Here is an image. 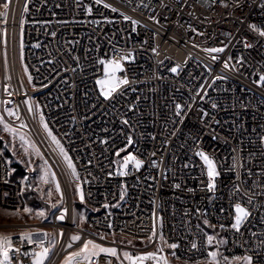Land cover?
Masks as SVG:
<instances>
[{
  "label": "built area",
  "instance_id": "2783aa9c",
  "mask_svg": "<svg viewBox=\"0 0 264 264\" xmlns=\"http://www.w3.org/2000/svg\"><path fill=\"white\" fill-rule=\"evenodd\" d=\"M6 2L9 8H0L7 12L0 19L6 98L39 141L63 193L48 218L35 223V232L55 240L45 264H63L86 240L120 254V259L100 254L92 264H121L123 251L136 255L158 248L176 263H202L210 251L206 234L213 229L204 225L205 218L227 241L224 256L248 255L253 264H264V86L257 83L264 75V36L250 28L255 24L264 30V0H82L79 6L76 0ZM20 32L28 87L19 64ZM211 47L225 50L204 51ZM102 59L119 61L123 71L117 78L129 80L107 100L96 83L103 75ZM33 103L75 165L84 226L73 221L66 176L37 126ZM120 149L126 150L117 156ZM199 151L214 159L220 173L214 192L206 190L207 168ZM129 153L142 161L139 169L132 162L126 169L121 166ZM234 163L238 167L232 169ZM10 172L0 155V209L17 213L25 200L22 183L12 180ZM234 185L241 191H234ZM245 192L257 193L251 204ZM238 202L251 213L240 233L227 227ZM64 209V220H58ZM10 226L0 224L1 229ZM73 235L81 240L67 248ZM21 236H8L21 252L47 244L44 235L31 244ZM122 238L139 244H125ZM173 243L178 247L168 246ZM17 259L32 264L30 256L14 257L12 264Z\"/></svg>",
  "mask_w": 264,
  "mask_h": 264
},
{
  "label": "snow or ice",
  "instance_id": "6c2138e0",
  "mask_svg": "<svg viewBox=\"0 0 264 264\" xmlns=\"http://www.w3.org/2000/svg\"><path fill=\"white\" fill-rule=\"evenodd\" d=\"M77 5L79 6L82 2V0H76ZM96 4L102 3V0H95ZM104 7H110L108 4H104ZM3 8L7 10L9 8V3L4 2ZM113 11H116V9H112ZM25 11H27V7H25ZM86 11L88 13H91L92 8L90 6L86 7ZM7 12H0V17H6ZM124 19H130L129 17L125 16ZM21 23L23 24L24 21L22 20ZM133 23H136L133 21ZM250 28H252L254 31H257L260 36H264V30H260L255 24L250 25ZM195 31V30H194ZM4 35L6 36L7 33L5 32ZM52 36H55L56 33H51ZM39 45H37L38 47ZM226 47V46H225ZM225 47H211V48H205L204 51L212 54V53H221L225 50ZM245 47H251L249 44H245ZM127 59V57L122 56L121 60ZM212 60H216V56H211ZM231 59V58H229ZM99 63L101 65H104V79H97L96 83L100 86V94L104 97V99H110L112 97V94L117 91L120 85H127L129 83V80L125 76L124 78H117L116 73L118 71H123L121 67V63L116 60H100ZM224 67L228 69L230 67L229 62L225 61ZM171 71L176 72L177 68L171 69ZM225 77L217 76L216 79H224ZM31 80V77L29 78ZM257 83L261 86H264V75H261L259 77V80ZM25 103H28L25 101ZM213 107H216L215 104L212 105ZM7 115L9 117H14L15 119L19 120V113L18 111H15L13 109H6ZM29 111H32V108L29 107ZM181 114V105H176V115L179 116ZM204 115H207V113H204ZM41 122L43 124V127L47 133V135L50 137L52 143L56 146V148L59 150L60 155L62 156L64 162L66 163L67 168L71 171V175L79 179L77 170L75 168V165L73 164L71 158L68 156L67 151L63 147V145L60 143V141L54 136L51 132V130L48 128L47 123H44L43 116H41ZM124 124H127L128 121H123ZM0 125H3V129L5 132L10 133L13 137V140L16 138L20 141V147L23 149L26 156L35 155L40 158L42 161V164H40L38 167L40 169V176L39 180L41 184H54L55 185V191L57 193H60L61 195V201L63 199V193L61 192L60 184L56 179L55 172L52 171L51 165L49 164L48 160H46L42 153L40 152V149L36 146L34 142L30 140V138L19 131V129H23L26 127V125L21 122L18 128L12 127L8 122L5 121L4 116L0 115ZM216 138V137H214ZM106 143V141H103ZM127 144L131 145L132 140L131 137L127 139ZM126 149H120L117 151L116 155L119 156L120 151H125ZM154 155V154H153ZM197 155L203 160L204 165L207 168V184H206V190L209 192H214L216 188L215 180L220 175L219 171L217 170L216 163L213 158L209 157L205 152L199 151L197 152ZM235 159V158H234ZM132 162L134 163L135 168L139 169L142 165V161L136 159L135 156H133L131 153H129L127 156L123 157L122 160V167L127 168L128 164ZM29 164H31V160L28 161ZM91 163V162H89ZM119 163V162H118ZM155 165V162H153ZM237 164L232 165V169L237 168ZM230 169V170H232ZM33 171H36L34 168ZM112 173H109L111 175ZM116 174L119 175H127V172L124 171H117ZM249 174H251L249 172ZM239 178V176H237ZM28 177H23V180H27ZM176 188H180V184L175 185ZM77 192L80 194L81 201L84 200L83 192L80 189V185L77 184ZM189 191H192V189H189ZM234 191L240 192V188L238 186L234 185ZM46 195L48 197H51L52 191L49 190ZM245 196H247V203L251 204L253 202V198L257 193H252L249 195L247 192L244 193ZM124 198V192L122 191L120 194V199L122 200ZM57 205L53 204L52 207L55 208ZM105 208L108 207V205H104ZM233 213H230L233 216V222L227 226L230 229L234 230L237 233H240L241 227L245 224L246 221H248L251 213L250 211L242 206L241 203H235L233 205ZM25 212L31 211L28 208L24 209ZM221 212L224 211V209L220 210ZM67 212V209H64L60 216L57 217L58 220H64L65 214ZM38 217L45 218L44 212H38ZM204 225L213 227L209 224V220L205 218L203 220ZM111 227V225H109ZM226 226L221 224L220 228L223 230ZM242 234V233H241ZM47 240V244L44 242H41L39 245L36 246L35 249H32L30 251L21 252L19 249H15L12 246V240L11 237L8 236H0V264H12V260L14 257L19 256H25V257H31L32 258V264H45V261L47 260L52 247L55 244L54 238L49 233H43ZM63 235L62 233L60 234ZM155 231H153L152 236L149 237V241L155 237ZM218 234H206V241L207 245L209 246L210 251L207 252L206 258L208 264H236V262L242 261L243 264H253V257L245 255L243 257L240 256H233L232 258H229L227 256L222 255V253L219 251V248L221 245L225 244L227 241L223 238H217ZM101 239H104V236L101 235ZM161 240H163V236L160 237ZM81 237L79 235H73L70 237V242L67 244V248H71L73 243L80 241ZM21 241H26L27 243L31 244V234L25 233L21 236ZM170 248L175 249L178 247L176 244H170L168 245ZM192 248L196 249L197 245L195 242L192 244ZM163 252L162 248H158L155 252H148L145 254H136L133 255L127 251H124L122 253L123 260H121V264H124V261H127V264H145L146 261H154L155 264H168V260L163 255H160V253ZM100 254H105L107 256L116 257L117 259H120V254L118 253L116 248H109V247H103L100 244L95 243L93 240H86L82 244V246L79 248L78 251L70 252L65 257V260L63 261V264H92L93 258L99 257ZM17 264H22V261L17 259ZM110 264V262H109Z\"/></svg>",
  "mask_w": 264,
  "mask_h": 264
},
{
  "label": "rangeland",
  "instance_id": "374dc122",
  "mask_svg": "<svg viewBox=\"0 0 264 264\" xmlns=\"http://www.w3.org/2000/svg\"><path fill=\"white\" fill-rule=\"evenodd\" d=\"M7 0H0V8L3 9V3ZM1 9V10H2ZM23 46H22V34L19 33V48H18V57H19V64L21 69L24 73V61H23ZM104 65H103V75L100 77V79H104ZM2 73L0 69V98L2 97L1 92L3 93L4 99L2 101L0 100V115L4 116V119L6 122H8L12 127L18 128L21 122H23L26 127L23 129H19L21 133L26 134L32 142L36 144V146L40 149V152L42 153L43 157L48 160L49 164L51 165L48 156H46L42 146L40 145L39 141L35 138V136L32 134L31 130L29 129L28 124L23 120H17L14 117H9L7 115L6 109H13L12 107V100L6 98L9 93L8 83L6 81V77L4 76V81L2 82ZM24 80L25 84L30 86V79L26 76L24 73ZM100 88V86H99ZM34 105V112H35V118L37 126L45 139L47 145L51 148L53 153L56 155L58 161L60 162V165L63 169V172L66 176L67 183L70 188V193L73 200V206H74V217L73 221L75 224L79 226H84L83 221V213L84 209L81 205V199L80 194L77 192V184L78 181L76 178H74L71 175V171L67 168L66 163L64 162L62 156L59 153V150L56 148V146L52 143L50 137L47 135L43 124L41 122V116L42 111L38 106ZM16 111V110H15ZM44 121V118H43ZM45 123V121H44ZM66 150V149H65ZM67 151V150H66ZM68 153V152H67ZM0 155H3L10 166L11 174L13 175V172L15 170L19 173V178L17 179L20 183H22V191L23 196L25 200V208L30 209L31 211L25 212L24 209L17 213H12L9 211H4L0 209V224L7 223L11 225L7 228H0V236H9L11 234H31V239H36L41 236H43V233L35 232L34 229H36L38 226L35 225V223L39 221H44L48 218L51 209L53 208L51 205L56 204L60 199V193H57L55 191V185L54 184H41L39 180V176L41 174L39 165L42 164V161L39 157L35 155L26 156L23 149L20 147V141L18 138L13 140V137L10 133H7L3 129V125H0ZM69 156V155H68ZM31 160V164L28 163V161ZM36 169V171H33V169ZM51 169L53 172L54 169L51 166ZM27 176L28 179L25 181L23 180V177ZM57 179V177H56ZM58 181V179H57ZM59 182V181H58ZM51 190L52 195L51 197H48L46 193ZM38 212H44L45 218H41L37 216ZM211 234H218L217 238H221L220 233L218 230H211ZM121 238V237H119ZM123 242L125 244H139L136 242H133L129 239H123ZM224 244L220 246L219 251L222 253V248ZM212 250V249H210ZM124 252V251H123ZM155 252V251H154ZM145 254V253H144ZM168 260V264H185V263H176L170 259V257H167L165 254H161ZM223 255V253H222ZM196 264V263H195ZM198 264H208L207 260L198 263ZM236 264H243L242 261L236 262Z\"/></svg>",
  "mask_w": 264,
  "mask_h": 264
},
{
  "label": "trees",
  "instance_id": "16d2710c",
  "mask_svg": "<svg viewBox=\"0 0 264 264\" xmlns=\"http://www.w3.org/2000/svg\"><path fill=\"white\" fill-rule=\"evenodd\" d=\"M10 178L12 179V180H17V179H15V178H19V173H18V171L17 170H15L14 172H13V175L10 173ZM52 206V205H51ZM52 210V209H51ZM208 230L211 232V230H215V229H211V228H208Z\"/></svg>",
  "mask_w": 264,
  "mask_h": 264
},
{
  "label": "bare ground",
  "instance_id": "6f19581e",
  "mask_svg": "<svg viewBox=\"0 0 264 264\" xmlns=\"http://www.w3.org/2000/svg\"><path fill=\"white\" fill-rule=\"evenodd\" d=\"M180 263H185V264H195L196 260L195 259H183L182 261H179Z\"/></svg>",
  "mask_w": 264,
  "mask_h": 264
},
{
  "label": "water",
  "instance_id": "95a60500",
  "mask_svg": "<svg viewBox=\"0 0 264 264\" xmlns=\"http://www.w3.org/2000/svg\"><path fill=\"white\" fill-rule=\"evenodd\" d=\"M0 12H3V10H0ZM3 17H0V19H2Z\"/></svg>",
  "mask_w": 264,
  "mask_h": 264
}]
</instances>
